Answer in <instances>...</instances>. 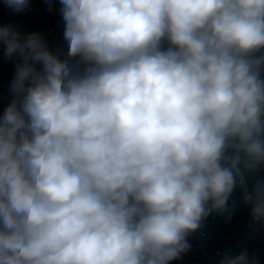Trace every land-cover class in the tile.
<instances>
[{"label":"clouds","instance_id":"1","mask_svg":"<svg viewBox=\"0 0 264 264\" xmlns=\"http://www.w3.org/2000/svg\"><path fill=\"white\" fill-rule=\"evenodd\" d=\"M58 2L66 51L0 24V264H170L238 188L264 225V0Z\"/></svg>","mask_w":264,"mask_h":264}]
</instances>
